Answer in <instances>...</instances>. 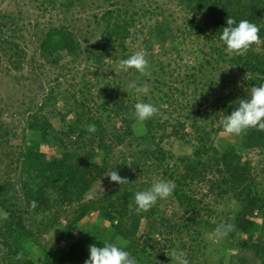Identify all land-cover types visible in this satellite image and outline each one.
Masks as SVG:
<instances>
[{"label": "trees", "instance_id": "obj_1", "mask_svg": "<svg viewBox=\"0 0 264 264\" xmlns=\"http://www.w3.org/2000/svg\"><path fill=\"white\" fill-rule=\"evenodd\" d=\"M82 1L60 0V4L70 11ZM155 2L147 0L144 6L133 9L120 8L119 1H112L104 9L99 8L90 26V34L93 32L99 41L88 52L66 25L51 27L39 38L41 56L53 65L59 64L62 52L74 60L87 54L95 68H86L85 73L94 80L83 82L79 91L65 97L60 129L53 126L49 116L57 102L53 89L31 115L27 129L37 139L28 138L24 132L18 158L21 198L10 191L8 184H0L2 264H84L90 255L89 245L101 246L106 239L117 238L139 264H169L173 250L185 253L190 264L198 260L197 264H202L212 252L219 253L220 258L211 264H264V170L255 172L247 156L256 151L264 164V131L249 129L235 136L234 143L226 144L223 123L213 128L233 111L234 101L245 97L253 85L264 83V0H180L189 17L185 26ZM55 5L56 1L45 0L40 8ZM227 17L237 22L247 19L260 29L261 40L244 55L229 52L219 39ZM14 25L12 15H0V35L6 37L0 38L1 45L14 49L9 58L20 70L24 53L14 42L15 36H7ZM139 37H143L144 52L152 65L150 74L142 75L134 69L113 71V81L107 86L111 89L100 87L93 97L91 92L100 80L110 77L99 68L108 65L107 58L118 64L136 52L127 42ZM83 41L90 43L86 38ZM202 41L205 43L200 44ZM200 45L204 50H195ZM171 53L175 54L171 59L181 67L184 54L193 55L198 63L189 67L186 64L185 75L179 77V66L172 67L162 59ZM221 62L234 69V78H202L203 84L199 85V74ZM133 81L137 85L151 81L149 93L136 94L128 86L123 87ZM141 100L154 103L159 110L143 123L134 116V105ZM89 124L96 125L95 132L87 131ZM189 125L199 132L197 136L184 133ZM13 135L0 115V147ZM171 140L179 143L177 154L166 148ZM113 170L129 182L120 185L110 181L106 175ZM155 177L175 182L172 196L185 217L165 211L157 218L160 201L142 213L129 208L134 193L149 188ZM102 182L113 188L89 197ZM204 189V198L213 197L227 208L223 223L212 222L214 215L221 219V214L208 204L199 207L196 192ZM36 217H40L37 224L33 220ZM221 224L234 227L226 238L216 239L214 230ZM44 233H53L52 247L36 241L35 237ZM34 244L41 248L36 260L29 257Z\"/></svg>", "mask_w": 264, "mask_h": 264}, {"label": "rangeland", "instance_id": "obj_2", "mask_svg": "<svg viewBox=\"0 0 264 264\" xmlns=\"http://www.w3.org/2000/svg\"><path fill=\"white\" fill-rule=\"evenodd\" d=\"M43 1L45 0H0V15H12L16 22V25L11 28L7 36H15L13 39L14 42L16 41V43L20 46V50L24 53L21 58L22 68L20 70L16 69L12 63L14 60L9 58L10 54L14 52V49L12 51V49H9L10 46L1 45L2 41L0 39V115L2 116V120L5 121V125L8 126V129L12 130L14 133L13 136L9 137L10 142L7 144L4 143V145L0 147V184H8L7 186H9L10 191L15 192L19 198H21L20 190L22 188V176H20L21 169L18 158L19 151H21L20 148L21 146H24L22 144L24 132H26L28 138L37 139L36 135L27 129L31 115L38 110L44 98L53 89L55 95L57 96V102L53 108L54 113L49 116L53 126L60 129L63 127L62 115L65 113V97L69 96L72 92L79 91L83 87V82H93L94 80L92 75L85 73L86 68H88V70H94L95 68L93 64L87 60V54H83L79 57V59L74 60L69 57L66 52H62L59 57V64L53 65L46 62V60L41 56L39 38L51 27L66 25L69 26V28H72L75 35L78 36V39L83 42L82 45L84 50L88 52L91 51L94 44L99 41V39L98 41L96 40L97 36H94L93 32L92 35L90 34L93 30L90 27L93 20L92 16L99 11V8L104 9L106 5H109L112 1H119V3H117L119 5L117 6H120V8L132 6L133 9H138L144 6L147 2V0H130V2L129 0H112L111 2L108 1V3H105L103 0H83L80 4L76 5L74 9L67 11L60 4V0H54L56 1L55 8L50 7L49 9L45 7L41 9L40 6ZM154 1H156L154 3L155 5L160 4L162 7H166L173 14V18L179 25L182 24V26H185V22L189 17L185 12L184 5H181L180 0H153V2ZM145 21H147V19L143 20V22ZM0 38L4 39L6 37H2L0 35ZM83 38L89 39L90 43L84 42ZM127 43L136 51L145 50L143 37H139V39L135 42L132 38ZM204 43L205 41H202L200 44ZM204 48L205 47H203V45H200L197 46L195 50L197 49V51H200L204 50ZM157 52L159 51L156 49L155 54H157ZM171 57H175V54L171 53L170 55L164 56L162 59L164 63H171L172 67H176V65L179 66L177 60H173ZM105 63L108 65L99 68L101 73L109 74V76L113 71L114 73H119V69L117 67L118 64H116L117 62L115 60L107 58ZM181 63L182 65L184 64V66H179L180 69L177 72V74H181L179 77L185 75L186 64L189 67L196 65L198 62L194 59L193 55L189 56L188 54H184V60ZM233 73H236L233 68L221 62L216 66V68L209 66L205 73L199 74L197 82L199 85H202V78H208L209 80L233 79ZM187 74L189 75L191 73ZM113 78L114 76H110L101 79V84L92 90V96H97V90L100 87L108 88L107 86L113 81ZM150 79L153 80V78ZM180 80H182V78H180ZM238 83L239 81L237 84ZM147 84L151 85L152 82L149 81ZM174 85L177 87H183L182 83H175ZM127 86L128 85H123L124 88ZM135 93L138 94L137 92ZM96 102H100V100H96ZM90 104V106L93 105L92 102ZM222 122L223 120L220 119L213 125V128H216ZM114 123H118V120H114ZM190 123H192V121H190ZM184 133L195 137L199 132L195 131L194 128H191L189 125L186 130H184ZM219 137H221L220 134ZM214 138H217V134L214 135ZM223 138L226 144H232L235 142L234 135L224 133ZM41 148L45 152L49 154L51 153L48 147L41 146ZM166 148L167 150L170 149L171 151H174L175 154L180 152V146L176 140H171L167 144ZM119 155L120 153L117 152L116 156ZM247 156L251 158L250 160L253 162L255 172L261 171L262 168L264 170V164L260 163L262 158H260L256 151L248 153ZM97 162H99V160H97ZM159 178L160 177H155L153 179L154 182L159 180ZM111 188H113L112 184L102 182L93 189L89 197H93L94 195L102 192L103 189L107 190ZM206 192L207 189H204L202 193L196 192V197L200 203L199 207L204 206V204H208L212 210L221 214V219H218L217 215H214L211 219L212 222L216 223L221 220L223 223L225 219L223 213L226 212L227 208L222 203H216L213 197L208 196L207 198H204L202 194H206ZM200 199H203V201ZM20 204L21 207L24 208L23 201H21ZM157 210L161 212L160 214H158V212L155 213L157 218L165 211L178 212L180 216L185 217V214L175 202L173 196L166 200H160ZM200 212L204 218L208 217L202 210ZM95 217L96 215H93L91 220L94 221L96 219ZM1 219L2 210L0 209V225ZM39 219L40 217L33 218L36 224L39 222ZM62 222L64 223V221ZM145 222L146 221L144 219L143 223L145 224ZM143 228L144 226L141 227V229ZM210 238H212V236ZM35 239L41 244V246L52 247L54 245L55 237L53 233H44L42 236L35 237ZM40 250L41 248H39V245L34 244L31 247L29 257L34 260L38 259L41 255ZM2 255H4V253L2 245L0 244V264H2ZM219 258V253L212 252L210 256H206L204 258L206 262L204 260L202 264L217 263ZM197 263H199V260L196 264ZM169 264H175V262L172 261Z\"/></svg>", "mask_w": 264, "mask_h": 264}, {"label": "clouds", "instance_id": "obj_3", "mask_svg": "<svg viewBox=\"0 0 264 264\" xmlns=\"http://www.w3.org/2000/svg\"><path fill=\"white\" fill-rule=\"evenodd\" d=\"M260 29L258 25L242 19L239 22L233 17H227L226 26L222 27L219 39L223 42L229 52L238 55H244L248 52L254 43L261 40ZM118 69L128 72L134 69L142 75H149L152 65L143 50L136 51L127 58L121 59L117 65ZM138 93L148 94L150 86L148 84L137 85L135 81L128 85ZM236 106L230 114H226L223 119L224 131L230 135L241 136L249 129L264 131V83L253 85L250 91L243 98L234 101ZM158 108L152 102L138 101L134 105V116L140 123L149 120L158 113ZM87 131L93 133L96 131L95 124H89ZM110 181L117 182L120 185L128 181L122 177L117 170H113L109 175ZM176 184L170 179H159L144 190L134 193L133 203L129 208L142 213L151 209L160 200H166L171 197L175 191ZM35 206V202H33ZM232 224H221L214 230L216 239L226 238L233 229ZM101 245V244H100ZM89 257L84 264H139V261L132 252L120 242L119 238L115 241L105 240L103 245H89ZM171 260L175 264H190L189 259L182 251L173 250Z\"/></svg>", "mask_w": 264, "mask_h": 264}]
</instances>
